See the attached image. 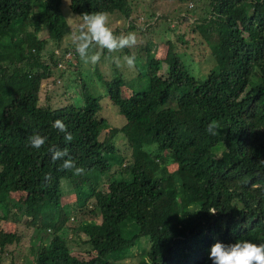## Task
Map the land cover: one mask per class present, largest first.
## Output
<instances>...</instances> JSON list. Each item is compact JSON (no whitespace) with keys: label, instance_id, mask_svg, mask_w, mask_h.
<instances>
[{"label":"trees","instance_id":"trees-1","mask_svg":"<svg viewBox=\"0 0 264 264\" xmlns=\"http://www.w3.org/2000/svg\"><path fill=\"white\" fill-rule=\"evenodd\" d=\"M128 1L68 0V8L74 20L118 11L129 29ZM177 4L166 29L181 37L187 28L213 66L201 79L190 74L170 39L161 58L147 42L126 51L136 57L134 89L120 76L124 65L111 64L110 76L99 78L105 96L117 114L136 122L118 152L100 97L88 92L76 66L57 76L74 73L63 88L81 91L83 105L37 104L42 80L69 48L60 44L70 31L60 0H0V220L16 224L15 231H0V264L13 262L15 253L29 257L28 264H116L134 251L137 260L127 264H212L215 242L264 244V0ZM41 29L58 55L42 56ZM57 119L72 133L70 143L53 127ZM211 121L219 123L218 135L206 131ZM34 134L47 137L40 150L29 146ZM52 146L66 148L65 159L84 173L52 162ZM64 188L73 195L70 204H63ZM84 215L98 222L88 225ZM33 225L50 237L28 236ZM73 244L85 248L76 255Z\"/></svg>","mask_w":264,"mask_h":264},{"label":"rangeland","instance_id":"rangeland-1","mask_svg":"<svg viewBox=\"0 0 264 264\" xmlns=\"http://www.w3.org/2000/svg\"><path fill=\"white\" fill-rule=\"evenodd\" d=\"M150 0H131L128 1V4L131 8V15L130 19L132 20L133 26L129 29H127V20L123 19L121 17V13L118 11H114L111 14H109L110 22L109 27L113 29L114 27H117L118 32H116V35L120 34H128V33H135L137 37V44L134 46L135 48H138L140 45H142L143 42H147V45L151 52H153L155 57L161 58L164 54L165 48H166V39H170L171 42L174 45V48L176 51L180 52V57L183 59L188 71L190 74L194 75L197 78H203L204 75L208 72V70L213 66L212 58L210 57L208 51L203 48L204 44H192L193 40H190L189 37L191 34L188 32L187 28L184 30L181 37H175L172 35L170 31L166 29L168 23L173 20L174 17V11L179 6L177 4V0H156L154 2H147ZM193 4V11L191 13H198L199 9L194 6ZM190 6L191 4L185 3V6ZM60 9L62 12L63 17L65 18L67 24L70 26V31L68 34L64 35L61 40V47L67 46L69 47V50L73 51L75 54L74 59H70V63H74V65H69L66 70L71 71L73 69V66L77 67L76 73L77 76L81 78V81L85 84V86L88 89L89 93H92L93 95H97L100 97V103L103 105V109H101L102 114L105 116L109 126L111 129L109 130V133H111L112 139L115 143V146L117 147V151L120 152L122 150V143L124 142V136L127 131L132 130L135 123L129 124L121 115L117 114L116 107L114 105H111L110 101L105 96V87L100 83L99 78L109 77L110 72V66L111 64H114L116 67L117 62L116 58H120V64L121 69L123 68V56L126 55V51L130 52L132 48H125L121 52L117 53H102L101 59L96 64L91 63H84L79 56L74 51V45L71 42V33L76 29V26L82 21L81 19H73L72 14L68 8V0H60ZM154 14L151 18L149 16L151 14ZM164 15L163 19L160 17L157 22L154 24L152 23L151 26L146 30H142L138 24L139 22L136 20L137 16H143L147 21L153 20L156 16ZM18 26V25H17ZM158 27V28H157ZM126 29V30H125ZM162 29V30H161ZM161 30V32H160ZM149 32V33H148ZM37 37L43 39L45 41V44L42 49V56H45L48 52V50H51L53 48V44L51 43V40L47 38V32L44 29H41L37 33ZM198 39L197 36H195V40ZM182 41L184 44H182ZM195 49L193 50V56L189 57L186 51H189L191 48ZM95 49L90 50V54L92 52H95ZM125 51V52H124ZM127 73L123 72L121 73L122 79L125 80L126 84L132 85L129 88L134 89L137 87L135 83L132 84L133 76L135 75L136 71L135 69H129L126 65H124ZM167 66L163 64L162 69L160 71L161 74H164L166 72ZM57 69L53 70L51 74L44 78L41 83V90L39 92V99L37 101V104L39 106H46L50 108H57L66 104H73L76 106L83 105V97L81 91L78 93L75 86L74 88H68L67 90H64L63 84L67 80L74 79V73L67 76V80L64 77H59ZM116 71V69H113V74ZM66 73V71L64 72ZM99 76V77H98ZM125 91L126 96H128L129 89H126ZM170 96H173L172 94ZM170 106L174 108V103H170ZM126 123V125H123ZM123 125V126H122ZM120 127V128H118ZM129 128L127 131L126 129ZM103 132L100 133L99 138H102ZM220 148L216 150L217 153H219ZM165 155H167L166 152H164ZM112 169L109 170L111 172ZM108 173L106 172L102 176V180L106 178ZM64 196H63V204H70L73 201V195L70 192V190H66V188L63 189ZM13 199H16L19 197L18 193H14L12 195ZM13 219H9V221H3L0 220V231H15V221H12ZM16 221H19L18 223L25 225L23 223L26 222V220H23L22 216H18L15 219ZM84 223L90 225L87 221L88 220H94L95 222H98L97 217H92L88 215L81 216V219ZM70 220L68 222V225L71 226V224H74L76 219L73 221ZM26 234L29 235H38L41 236L44 240H47L50 236L48 233L42 229L35 227L33 225L32 229H29L25 231ZM74 243V242H73ZM85 248L84 244L77 245L73 244L70 246L71 252L73 254L78 255L79 252ZM17 256L16 259L13 260V262L9 263V258L4 261L5 264H28L29 257L27 256H21L18 255L19 253H15ZM138 258V254L134 251V254L130 256V253L126 256L125 259L120 260L116 262V264H127L128 262L134 263Z\"/></svg>","mask_w":264,"mask_h":264},{"label":"clouds","instance_id":"clouds-1","mask_svg":"<svg viewBox=\"0 0 264 264\" xmlns=\"http://www.w3.org/2000/svg\"><path fill=\"white\" fill-rule=\"evenodd\" d=\"M136 20L139 22L138 26L145 30V27L152 21H147L143 16H137ZM154 20V18H153ZM110 17L107 12L85 13L82 15V21L76 26V29L71 33V42L74 45V51L84 63L96 64L100 61L102 52L106 50L108 53L121 52L125 48H132L137 44V37L135 33L128 34H114L113 30L109 27ZM153 23V22H152ZM151 23V24H152ZM147 28V27H146ZM98 49L92 52L90 50ZM52 55L56 54L54 51L57 48H52ZM72 55L66 60L65 67L57 70H66L70 64V59L75 58L73 51L69 50ZM64 51L57 60H61ZM58 55V53H57ZM123 63L129 69L136 67L135 55L123 56ZM56 60V62H57ZM117 66H121L120 58H116ZM53 127L64 134V140L71 142L73 135L68 131L67 125L60 119L53 123ZM220 125L216 121H211L208 124L206 131L211 135H218ZM47 141V137L40 134H34L28 138L29 146L33 149H42ZM47 151L51 155L52 162L62 160L61 168L64 170H71L73 175H82L84 168L79 167L71 158L68 157L67 149H59L55 146L49 147ZM45 180H51L50 175L45 176ZM209 259L212 264H264V244H256L246 240H237L231 244H224L222 242H215L209 251Z\"/></svg>","mask_w":264,"mask_h":264},{"label":"built area","instance_id":"built-area-1","mask_svg":"<svg viewBox=\"0 0 264 264\" xmlns=\"http://www.w3.org/2000/svg\"><path fill=\"white\" fill-rule=\"evenodd\" d=\"M54 53H58L56 50L54 51ZM72 55V53L70 51H66L61 60H57L56 62V66L59 68H64L65 67V62L66 60Z\"/></svg>","mask_w":264,"mask_h":264}]
</instances>
